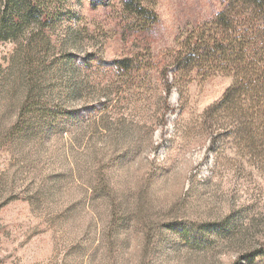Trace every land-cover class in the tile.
<instances>
[{"label": "rangeland", "instance_id": "374dc122", "mask_svg": "<svg viewBox=\"0 0 264 264\" xmlns=\"http://www.w3.org/2000/svg\"><path fill=\"white\" fill-rule=\"evenodd\" d=\"M138 1L0 42V264H264V144L208 112L232 76L173 66L227 0Z\"/></svg>", "mask_w": 264, "mask_h": 264}, {"label": "trees", "instance_id": "16d2710c", "mask_svg": "<svg viewBox=\"0 0 264 264\" xmlns=\"http://www.w3.org/2000/svg\"><path fill=\"white\" fill-rule=\"evenodd\" d=\"M124 3L141 18L143 29L157 21L147 3ZM50 11L44 0H0V42L19 38L25 26L44 24ZM173 66L175 72L232 76L233 83L208 112L228 114L239 144H264V0H227L214 19L186 36Z\"/></svg>", "mask_w": 264, "mask_h": 264}]
</instances>
